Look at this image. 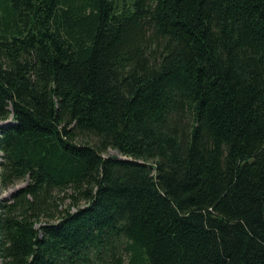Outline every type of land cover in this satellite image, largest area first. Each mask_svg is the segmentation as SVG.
<instances>
[{
	"label": "trees",
	"instance_id": "trees-1",
	"mask_svg": "<svg viewBox=\"0 0 264 264\" xmlns=\"http://www.w3.org/2000/svg\"><path fill=\"white\" fill-rule=\"evenodd\" d=\"M0 124L2 264H264V0H0Z\"/></svg>",
	"mask_w": 264,
	"mask_h": 264
},
{
	"label": "rangeland",
	"instance_id": "rangeland-1",
	"mask_svg": "<svg viewBox=\"0 0 264 264\" xmlns=\"http://www.w3.org/2000/svg\"><path fill=\"white\" fill-rule=\"evenodd\" d=\"M2 125L3 124H0V126H2ZM105 155H119V153H118V151H116L114 149H109ZM21 185L22 184H18L16 186L10 187L8 189H2L0 186V200L9 197L12 194V192L14 191V189H17ZM82 204H84V202H82ZM0 264H2L1 257H0Z\"/></svg>",
	"mask_w": 264,
	"mask_h": 264
},
{
	"label": "bare ground",
	"instance_id": "bare-ground-1",
	"mask_svg": "<svg viewBox=\"0 0 264 264\" xmlns=\"http://www.w3.org/2000/svg\"><path fill=\"white\" fill-rule=\"evenodd\" d=\"M5 124V126H7L8 124H9V122H6V123H4Z\"/></svg>",
	"mask_w": 264,
	"mask_h": 264
},
{
	"label": "water",
	"instance_id": "water-1",
	"mask_svg": "<svg viewBox=\"0 0 264 264\" xmlns=\"http://www.w3.org/2000/svg\"><path fill=\"white\" fill-rule=\"evenodd\" d=\"M5 125V124H4ZM3 126V125H2ZM21 187V186H20ZM19 188V187H18Z\"/></svg>",
	"mask_w": 264,
	"mask_h": 264
}]
</instances>
